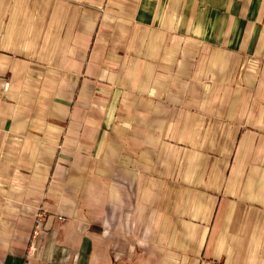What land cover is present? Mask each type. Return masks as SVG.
Returning a JSON list of instances; mask_svg holds the SVG:
<instances>
[{"label":"crops","instance_id":"crops-1","mask_svg":"<svg viewBox=\"0 0 264 264\" xmlns=\"http://www.w3.org/2000/svg\"><path fill=\"white\" fill-rule=\"evenodd\" d=\"M0 264H264V0H0Z\"/></svg>","mask_w":264,"mask_h":264}]
</instances>
